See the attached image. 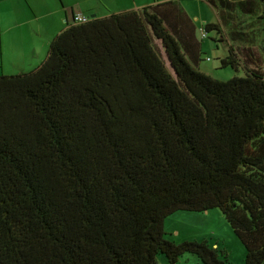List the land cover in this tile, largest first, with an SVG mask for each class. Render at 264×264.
Masks as SVG:
<instances>
[{"label": "trees", "instance_id": "16d2710c", "mask_svg": "<svg viewBox=\"0 0 264 264\" xmlns=\"http://www.w3.org/2000/svg\"><path fill=\"white\" fill-rule=\"evenodd\" d=\"M181 1L67 21L40 65L0 75V264H225L163 227L216 208L242 264H264L260 59L242 48L245 73L226 81L200 68L209 33L251 42L233 13L264 26V0H204L219 21L200 38ZM233 51L220 65L237 71Z\"/></svg>", "mask_w": 264, "mask_h": 264}, {"label": "rangeland", "instance_id": "374dc122", "mask_svg": "<svg viewBox=\"0 0 264 264\" xmlns=\"http://www.w3.org/2000/svg\"><path fill=\"white\" fill-rule=\"evenodd\" d=\"M154 1L0 0V75L24 73L40 65L46 57L49 42L55 35L56 25H65V21L72 20L73 15L81 13L80 6L84 9L91 7L92 10L83 12L84 16L90 17L91 13L103 16L117 11L134 10ZM65 5L67 12H64ZM181 5L197 27L199 38L202 25L219 21L216 10L204 0H182ZM233 14V24L237 27H245L244 31L248 33L251 42H232L227 35L228 28L225 26L223 35L211 32L202 40L201 71L211 78L223 81L235 75H244L246 64H244L245 56L241 54L242 48H249L260 59L258 65L247 66L259 67L264 72V26L239 12ZM215 38L224 39L225 42H215ZM232 43L233 52L242 65L236 66L237 71L230 66L222 68L220 65V59L224 57ZM163 58L169 68L164 54ZM163 227L165 237L169 240L178 243L190 239H207L214 243V247L218 245L226 251L225 264L243 263L244 247L217 208L205 212L177 211L165 219ZM160 256L166 264L165 257ZM196 260L198 258L195 255L186 253L179 258L178 264H195ZM199 263L202 264L200 261Z\"/></svg>", "mask_w": 264, "mask_h": 264}, {"label": "crops", "instance_id": "0c3cea01", "mask_svg": "<svg viewBox=\"0 0 264 264\" xmlns=\"http://www.w3.org/2000/svg\"><path fill=\"white\" fill-rule=\"evenodd\" d=\"M163 1H166V0H163ZM151 4V3H150ZM149 5V4H148ZM66 6V5H65ZM144 7V6H143ZM80 8H81V14H84L83 12H85V10H92L91 9V7H88V8H86V9H84V7H81L80 6ZM140 8H142V7H137V8H135L134 10H137V9H140ZM125 11V10H124ZM64 12H67V6H66V8H64ZM118 12V11H117ZM50 13H51V11H50ZM58 13V12H57ZM52 14V13H51ZM91 14H94V13H91ZM110 13H107L106 15H109ZM96 15V14H95ZM106 15H103V16H97V17H104V16H106ZM61 15H59V17H60ZM66 22L67 21H65V25H61V24H57L56 25V30H55V35H53L52 36V38L53 37H55L59 32H61L65 27H66ZM70 23H72L73 22V18H72V20H70L69 21ZM198 37V36H197ZM51 38V39H52ZM46 58V57H45ZM44 61V60H43Z\"/></svg>", "mask_w": 264, "mask_h": 264}, {"label": "built area", "instance_id": "2783aa9c", "mask_svg": "<svg viewBox=\"0 0 264 264\" xmlns=\"http://www.w3.org/2000/svg\"><path fill=\"white\" fill-rule=\"evenodd\" d=\"M73 20L76 23H85L89 20V17H86L83 14L78 13L73 15ZM201 37H205V34L203 32L201 33Z\"/></svg>", "mask_w": 264, "mask_h": 264}]
</instances>
